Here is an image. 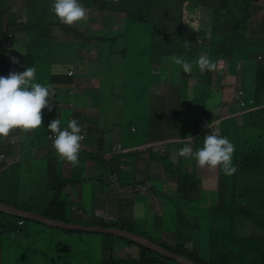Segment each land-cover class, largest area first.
Listing matches in <instances>:
<instances>
[{
    "label": "rangeland",
    "instance_id": "374dc122",
    "mask_svg": "<svg viewBox=\"0 0 264 264\" xmlns=\"http://www.w3.org/2000/svg\"><path fill=\"white\" fill-rule=\"evenodd\" d=\"M89 1L91 2L92 0ZM79 2L84 6L85 2H83V0H79ZM247 3H249V1H247ZM263 4L264 0H251V2L247 4V10L254 9V11L257 12L255 16L252 17L250 13L253 10L245 11V14L251 19L252 26V21L255 20L256 17L259 19L264 12V10L260 8ZM86 9L88 13L87 19L90 20L88 21L90 27L86 30L87 21H83L84 28L82 29L86 30V35L88 36L99 37L107 30H109L110 33L113 31L118 32L122 29V25L126 21V17L121 14H117L110 18L108 15L101 14L100 11L94 7L92 9ZM6 10L7 12H14L21 15L23 18L26 16V6L22 4L21 1H8ZM238 14L239 18H246L243 13L239 12ZM219 17V22L222 23L224 13H220ZM257 22H259V20H257ZM75 25L76 24H73V26ZM133 29L132 32L136 34H140L144 31V28L139 26ZM53 33L57 35L53 36L51 45L50 47L48 46L47 49L38 47L37 41L31 39H29V49H27L26 39L22 40L21 33H17L14 38L6 40L8 49L5 47L4 50L7 52H15L17 55L16 61H18V69L14 68L11 72L22 73L27 67L35 66L36 76L34 82L55 89L56 96L50 101L52 104V111L49 112L47 108L42 110L43 124L39 128L23 134H20V129H15L8 137L3 139L5 142L9 140L10 143L9 146H4V151L8 155V159L4 161L0 170V198L3 199H13L16 195V190H20V184L22 188L27 187L29 179L28 176L21 177L19 171L15 191L12 192L13 187L11 190L2 189L3 185L11 186L13 184V178L8 180V167L13 160V158L9 156V152L18 149L19 152L17 155L20 156L21 163H25L27 167H29V165L35 167L36 163L39 165L38 169L43 167L42 172H38L36 169L33 171V190L34 188L38 189L39 184H43L46 180L49 181L50 176L54 178L57 165L60 163L61 159L58 160L60 158L59 155L54 157L56 160L49 159V145L53 147V143L50 141V144H47L48 126L53 120L61 119L62 128L67 127V123L70 120L69 114L66 112L61 113V111L68 105L66 99L72 97V95L79 92L80 89L85 90L86 94L76 95L78 99L76 106H80V110L90 109L93 105L98 107L102 116L98 120L99 125H101V129L105 128L111 133L114 141L120 140L124 142L125 138L123 140L118 138L120 135L126 134V141L134 144L135 139L128 132H130L131 126L135 125L139 131L137 137L141 138V143H144L155 139V137L148 136L146 132L147 129L149 132L155 133L157 127L152 128L150 120L146 119L145 112L141 111V108L144 107L146 103H149L142 96L141 92H147L148 90L144 89H153V87H155L158 88L159 92L165 93V82H171L168 84L172 85L183 78V86L179 90L182 94V99L176 109L181 112L185 111V113L182 114V117L181 113L178 115L177 122L179 124L177 133L179 132L181 136L194 135L198 132L197 127L203 116H206L210 121H214L216 118H227V116L234 120V115L232 114L237 110V104H240L237 101L239 98L238 92L246 87L250 93L251 87H254L255 74L250 77L251 70L247 69L248 66L244 63L252 60L250 58H252V56L254 57L257 52L264 51L263 37L258 39L255 46H249L250 43L246 44L248 46H242L240 49L241 54L226 59V62L224 60L221 61V59L219 60L217 70L209 71L211 80L208 83L202 82L206 77V72H201L196 65L197 58L195 60H189V62L193 64L191 74L185 73L181 66L179 71L182 70L183 73L176 72L175 66L171 64H162L160 73L158 70H154L153 72V74H161V77L155 76V79L159 80L157 81L152 80L154 75L150 72L151 64L144 59V48H137L135 53H132L134 48H127V52L123 55L121 54L123 50L120 52L115 51L118 46L114 47L113 43L107 40L105 36H103L102 39L98 38L97 41L91 40L90 43L86 45L84 41L76 39L77 37L74 35V32L65 33L59 28H54ZM253 33L254 30L251 27V34L253 35ZM30 36L32 35H29V37ZM234 36V33H229L230 38L233 39ZM38 41L41 43L45 42L42 38L38 39ZM203 41L202 45L208 44V40ZM9 42L12 46L9 45ZM221 42L218 41L217 46L214 48L206 49L204 54L208 56L210 54V56L214 58V54H211L210 50L214 53L220 45L221 50H223L224 47L230 49V47H228L231 45L230 41L225 42V45ZM248 49L250 53H248ZM232 50H234V48ZM28 52L29 56H27ZM9 56L11 58L10 54ZM260 60L263 61L262 59ZM69 65H73L76 68L77 74L73 80L76 81L75 83L78 86L73 88V92L68 95L65 93L68 90L69 84L66 85L67 89L62 91L61 89H63L65 85L53 83L51 76L54 73V69L57 71L58 68H68ZM11 72L5 71V77L9 76ZM94 78H97L96 89L99 88L96 93L92 91L91 87L95 85L93 82ZM154 81H156L159 86H154ZM92 93H95V95L91 97L92 102H90V96L93 95ZM146 107H149V105ZM262 107L264 106H260V104L256 103L254 110ZM93 113L96 114V110L93 111ZM234 114L238 124L235 131L234 122L232 123L233 129L232 133L230 132V139L232 137L234 142L235 140L236 143L239 142V146H243L244 144L246 147L254 137L253 127L245 122H249L248 119L246 120L245 114H239L237 112ZM79 118L81 119L80 115L77 116V119ZM153 122H155L156 126L158 123L166 124L167 121H163L161 118H155ZM78 124L80 125V122ZM182 125L183 129L181 127ZM220 125L221 123L219 127ZM167 130L168 124L165 126L164 131ZM174 133L173 131L170 132V134L173 135ZM234 134H236V139L233 138ZM34 136L39 139L43 146L40 151L36 149L29 153V147L32 145L31 138ZM85 143H87V140H83V145ZM182 147L183 146H180L179 143H171L166 145V148H171V150H165L164 152H162V149L156 147L144 148L142 151L145 155V160L151 156L150 159H152L155 164H158L159 160L161 163L158 167H154L151 166V162H148L150 160L146 161L147 166L141 171L140 185H138V180L136 178L137 172L133 175L136 171L135 163L131 159L125 158L124 164L121 161L119 166L124 176L122 174L120 175V178L116 181V186L113 188L107 185V178L113 173V169L110 167L112 162L103 161L102 158H100V150L88 152L87 156L81 158L80 166L82 172L75 173V175L72 176L75 179V183L70 185L66 183L63 187V190H65L63 196L67 194L65 201L68 203L65 204L66 210H64L65 215L63 218L69 222L76 221V223L83 225H92L93 222L97 224H112V222L116 220L120 224L125 225L132 232L141 234L154 241L162 239L168 241L172 245H176L177 241L175 242L174 240L176 238V221H174L171 226L169 218H175V202L178 199V195L177 190L168 192L171 190L170 188H177L175 183H170L169 181V179L175 180L176 174H174V167H172L170 172L168 169L169 159L172 156H176L178 148L180 149ZM193 150L195 151L196 149L193 148ZM238 150L242 151V147H239ZM88 156H91L90 160L84 161ZM99 162H102L103 166L98 175L96 176L93 168L90 171V174L93 173L94 177L96 176V182L98 183L95 191L92 188L93 179L88 177L86 173L90 165H96V163ZM177 164L179 165L178 168L183 171L190 166L193 174L191 175L201 180L199 186L203 191V198L200 205L198 203L194 204H196L195 207H200V210L203 212L202 216L204 221L206 213L209 211L208 207L210 203L212 201H217L216 191L218 187L219 167L215 169L208 167L200 168L197 166L196 160L189 157H183L181 160L179 159ZM162 166L166 169V172L165 169L161 170ZM42 177H44L45 180L42 179ZM185 177L187 180L189 179V175H185ZM154 178H156V184L153 182ZM180 180H182V178L175 181L179 184L181 182ZM85 181L87 182L84 185H80ZM41 190L44 192L47 191V194L53 192L50 186H45ZM171 193L174 199H169ZM19 194L20 191L17 195L18 202ZM20 195L22 196L23 194L21 193ZM31 197H33V195H31ZM31 201L33 202V200ZM69 202L72 203V207ZM54 207L55 206L52 205L51 208ZM184 208L185 210H189L192 214L199 211L197 208H190L187 204ZM99 211H103V213ZM166 213L169 218L165 216ZM110 218L112 219L110 220ZM28 223L29 225L35 224ZM219 224L220 222L216 223V229L219 228ZM44 228L46 229L44 231L54 233L56 236L52 237L46 232L38 233L34 238L32 234L30 237L17 234L15 237H11V240L7 242L10 234L16 232L5 233L2 236V240H0V259H2V261L4 260L3 264H22L27 248H29V264H99L101 259H103L104 253L103 250H101L102 246L108 245L106 243L103 244L104 237L100 233L87 232L73 235L63 240L61 238L57 239L59 234H64L62 231L46 226H43V229ZM254 230H256L255 227L250 224L241 227L243 233L252 232ZM209 231L210 228L208 227L202 231L203 233L207 232V242L210 237ZM221 231L224 232L225 230ZM62 237L65 238L66 236ZM162 237H164V239ZM217 238L223 239L224 234L219 233ZM106 242L111 246L114 244L113 255L115 257H139L140 247L137 245H126L127 241L121 236L116 235L115 238L107 239ZM57 246L62 248V250L56 251L55 248ZM205 248L206 251H208L209 243H205ZM14 250L16 255L14 261L11 262L13 259L11 255Z\"/></svg>",
    "mask_w": 264,
    "mask_h": 264
},
{
    "label": "trees",
    "instance_id": "16d2710c",
    "mask_svg": "<svg viewBox=\"0 0 264 264\" xmlns=\"http://www.w3.org/2000/svg\"><path fill=\"white\" fill-rule=\"evenodd\" d=\"M8 1L11 0H0V68L3 65L2 62L8 60L7 51L4 50L8 45L6 40L14 38L17 33H21L22 40L26 39L27 49H29V39L37 41L38 47L47 49L51 45L53 36L57 35L53 33L54 28H59L65 33L74 32L76 39L82 41L86 38L90 41H97L98 38L102 39L105 36L107 40L113 43L114 47L118 46L115 51L120 52L123 50L121 52L123 55L127 52V48H134L132 53H135L139 47L144 48V59L151 64L150 72L152 74L154 70H158L160 73L162 64H171L175 66L176 72L183 73L182 70L179 71L180 65L175 64L172 60L173 56L184 58L188 61L195 60L204 54L206 49L216 47L218 41H222L221 43H224V45L225 42L230 41L231 45L228 46L230 49L224 47L221 50L220 45L214 53L210 50V53L214 54V58L210 54L208 57L212 61L217 62V64L220 59L226 62L225 55L228 51L230 53L227 56L233 58L235 56L234 52L239 53L242 46H248L246 44L250 42L249 46L257 44L258 40L255 37L252 41L251 33L247 32L248 29L251 32L252 27L256 34L259 30L264 33V13L259 19L256 17L252 21L253 26L251 25V19L245 14L247 4L251 0H92L91 2L83 0L85 8L92 9L94 7L101 14L108 15L110 18L117 14L126 17H124L126 21L120 31L110 33L107 30L99 37L86 35V30L90 27L88 24L89 19L86 20V30L82 29L84 28L83 21L76 23L75 26L62 24L51 10L54 0H13L21 1L26 6L25 18L14 12H7L6 5ZM260 8L264 10V4ZM247 11H252L250 13L252 17L257 13L254 9ZM239 12L243 13L246 18H239ZM220 13H224L222 23L219 22ZM138 26L143 27L144 31L140 34L132 32L133 28ZM256 27L258 28L255 29ZM229 33L235 34L233 39L229 37ZM29 35L32 36L29 37ZM40 38L44 39L45 42H39L38 39ZM186 40L188 41L187 46H185ZM203 40H208V44L202 45ZM233 48L234 50H232ZM262 52L264 55V51ZM259 55L262 54H256V57ZM263 55V61L255 66V73L250 74V77L255 74L254 87L251 88L254 102L250 105L257 103L260 106H264ZM27 56H29V52ZM12 67V65H8L6 70L11 72L14 70ZM205 72L206 77L202 82L208 83L211 78L209 77V71L205 70ZM159 73L153 74L154 78L152 80H157L155 76L161 77ZM63 78L66 83L72 82L69 76L62 77L55 73L51 76L53 83ZM182 79L172 85L168 84L171 82H165V93L159 92L158 88L155 87L153 89H144L148 90L147 92H141L142 96L149 102L141 108V111L145 112L146 117H149L152 128L157 127L156 134L147 131L150 136L155 137L154 140L174 137L179 134V132L177 133L178 115L181 113L182 117V114L185 113L176 109L182 99V94L179 91L183 86ZM153 85L159 86L156 81H154ZM148 105L149 107H146ZM159 115H162L161 119L167 122L166 124L161 123L155 126L153 121L155 118L160 119ZM245 116L246 120H249V122H245L253 127L254 137L246 147L244 144L239 146V142L237 143L234 157V166L238 168L236 173L232 176H227L219 168L216 191L217 201L210 203L209 211H207L204 221L203 212L200 207H195L196 204H194L198 203L200 205L203 198V191L199 186L201 180L194 178L191 170L185 169L183 171L178 168L175 171V180L178 181L182 178L179 184L177 182V188L175 189L178 195V199L175 202V218L170 219L167 213L165 216L171 221V226L176 221L177 243L175 246H171L165 241L159 240L157 242L176 253L193 259L199 264H264V128H262L264 127V107L246 112ZM220 123L221 136L228 138L230 119L228 117L223 118ZM167 124L168 130L164 131ZM171 131L175 132L174 135L170 134ZM203 139V136L195 139L192 145L193 148L196 150L202 148ZM239 147H242V151L238 150ZM178 153L179 149L176 156H172L169 159V169L173 165L179 167L177 161L183 157L179 156ZM80 155L81 153H79ZM54 160L56 159L54 158ZM8 170V180L13 178V184L11 186L3 185L2 189L11 190L13 187L12 192H14L16 181L18 180L16 173L19 172L20 166L13 163L9 165ZM54 175V178L50 176L49 181L47 180V186H50L53 192L43 207L38 208L35 206L36 204H19L17 197L19 189L16 190V195L13 199L0 198V202L16 205L22 209L34 210L55 219L68 221L62 218V213L66 210L65 204H68L66 201H62V196L65 193L63 187L66 183L72 184L74 180L63 175L59 163ZM185 175H189L188 180ZM170 196L172 197L171 194ZM186 204L190 208H197L199 211L193 214L190 213L189 210L184 208ZM52 205L55 207L51 208ZM8 217L39 223L52 229L56 228L42 222L0 211V236H3L2 232L13 230V227L6 220ZM219 222V228L216 229L215 225ZM92 224L97 223L93 222ZM247 224L252 225L256 230L243 233L241 227ZM102 225L129 229L116 220L112 224L104 223ZM203 227L204 229L210 228L208 242L206 241L207 232H202L204 230ZM56 229L65 234H62V236H66L61 238L63 240L73 235L88 232L62 228ZM221 230L225 231L222 232ZM219 233L224 234L223 239L217 238ZM100 234L104 237L103 244L106 243L108 246H102L101 250H103L104 255L99 264H180L175 259L164 257L124 237L122 238L127 241L126 245H137L140 247L139 257H115L113 255L114 244L111 246L106 240L115 238L116 235L110 233ZM205 243H209L210 249L208 248V251H206Z\"/></svg>",
    "mask_w": 264,
    "mask_h": 264
},
{
    "label": "clouds",
    "instance_id": "9594fccd",
    "mask_svg": "<svg viewBox=\"0 0 264 264\" xmlns=\"http://www.w3.org/2000/svg\"><path fill=\"white\" fill-rule=\"evenodd\" d=\"M51 10L54 12L55 16L59 19V21L65 25H73L81 21H86L88 18L87 9L79 2V0H54V4ZM257 28L258 27H256L255 29ZM247 32L251 33L250 29H248ZM255 37L256 40H258L260 37L261 38L263 37L264 39V33L260 32L259 30L257 34L256 32H254L253 35L251 34V39ZM84 43L87 45L90 43V40L86 38L84 40ZM187 44L188 41L186 40L185 46H187ZM9 45L12 46L10 42ZM250 46H252V44ZM256 54L263 55V52L260 51L257 52ZM256 54L254 57L252 56V58H250L252 59L250 62V64L252 65L251 68H253L254 70H255V66L259 63V60L263 58L262 55L256 57ZM172 60L174 61L175 64L182 66L183 71L185 73H191L193 69V64L191 62H189L184 58H177L175 56L172 57ZM13 63H18V61H16L15 58H13ZM196 65L199 67L201 72L205 70L215 71L217 70L218 67L217 62L212 61L207 54H202L196 60ZM54 73L61 75L62 77L69 76L71 77V81H72L73 78L76 76L77 71L73 65H69L68 68L62 67V69H58ZM35 76H36L35 66L27 67L26 70L22 73L11 72L7 77L0 76V137H5V138L8 137L10 133H12V131L15 129H20L24 132H31L39 128L43 124L42 110L47 108L49 112L52 111V104L50 103V101L53 98H55L56 91L55 89H52L48 86L41 85L40 83H35L34 82ZM243 90L245 91L247 103L244 106L237 104L238 107L235 112L239 114H245L246 112L255 109V105H250L251 103L254 102L253 101L254 95L251 92L249 93L247 88H244ZM251 99L252 102L250 101ZM93 108H97V107L95 106ZM234 113L232 114L234 115V120H232L229 116H227L230 119V122L231 121L236 122V116ZM222 119L223 118L221 119L216 118L214 121H210L206 116H203L200 119L199 125L197 127L198 132L194 135L181 136L178 134V136L176 135L174 137H169V138L166 137L165 139L152 140L149 141L147 144L144 143L145 145H141L138 147L125 149L124 146L123 150L121 151H123V153L127 151L128 152L140 151L141 153H143L142 150L146 148L147 145L150 144L152 145L151 146L152 148L156 147L158 149H161L160 147H163L164 150H162V152H164L165 150L168 149L166 148V145H168L169 143L171 142L179 143L180 146L181 145L183 146L180 149L178 148L179 156L194 158L197 162V166L200 168L208 167L215 169L219 167L225 175L232 176L238 170V168L234 166V158H233V154L235 157V149L237 143L236 140L235 142L234 140L233 142H231L230 140H232V137L230 139V136H228L230 140L227 137L221 136L222 130L219 127V124ZM203 120H207L209 124L206 125V127L212 129L211 134L206 135V137L201 132V126ZM82 124L83 123H80V125ZM237 124L238 122H236L235 131L237 128ZM80 125L78 124V119L75 120L73 119V116H71L70 120L67 123L66 128H62V123L58 119L53 120L48 126V129L50 131L49 137L51 142L53 143V147L56 153L62 159H65L68 162H70L73 166H76L79 163V153L81 151V147L83 146V149H86L85 147L86 143L83 145V140H87L86 138H88L87 137L88 135L86 133L89 132L91 129L87 125H83V127ZM215 128L218 134L215 131ZM133 130H135V128H133ZM103 136L106 137L105 134H103ZM200 136H203L204 138L203 147L194 151L192 145L194 143V140L198 139ZM233 138L236 139V134H234ZM112 152L113 154L118 153L114 150H112ZM113 173L117 175L118 179L120 178V173L118 171L113 169ZM107 185L110 187L109 177L107 178ZM111 219L112 218H110V220ZM74 223H76V221H74ZM162 238L164 239V237ZM176 238L174 239L175 242H176ZM160 241H165L169 245L175 246L166 240L160 239ZM154 242L158 243L157 241Z\"/></svg>",
    "mask_w": 264,
    "mask_h": 264
},
{
    "label": "crops",
    "instance_id": "0c3cea01",
    "mask_svg": "<svg viewBox=\"0 0 264 264\" xmlns=\"http://www.w3.org/2000/svg\"><path fill=\"white\" fill-rule=\"evenodd\" d=\"M253 40H254V38H252V41ZM229 53H230V51L227 52L226 59H230L229 57H227V55ZM248 53H250L249 49H248ZM9 54L11 55V58H10ZM234 54L235 55L241 54V51L239 53L238 52H234ZM16 56L17 55H16L15 52H11V51L10 52L9 51L7 52V58H8V60L7 61L4 60L2 62L3 65H1V69L4 72L7 71L6 68H7L8 65H12L13 66L12 68H17L18 69V64L17 63H13V58H15V60H16ZM250 62H251V60H249L248 62H245L244 64L246 66H248L247 69H250L251 70L250 73H253L254 72V69L251 68L252 65L250 64ZM58 69H62V67L61 68H58ZM54 72H55V69H54ZM251 77H252V75H251ZM96 80H97V78H94L93 79V82L95 83V85H92L91 86L92 87V91H94L95 93L99 89V88L96 89ZM75 82H76L75 80H72L71 83L70 82H67L66 83L64 79H60V80H58L56 82V84L59 83V84L65 85V87L63 89H61L62 91L65 90V89H67L66 85L69 84L68 90L65 93V94H68L69 95V94H71L73 92V88H76L78 86ZM95 93H92L93 95L90 96V102H92L91 101V97H93L95 95ZM77 94H86V91L80 89L79 92H76L75 94L72 95V97H69L68 99H66V102L68 103V105L61 111V113L62 112H66V113L69 114V117L73 116V119H75V120H77V116L80 115V117L82 118V120L79 118L78 119V123L80 121H82L80 123H83L80 126L83 127V125H87L88 127L91 128V130L86 133L88 135L87 136L88 138H86L87 139V143L85 144L86 149L83 150V148L81 147V151H80L81 155L79 156V163L76 166H73L70 162H68L65 159H62L61 157L59 158V159H61L60 160V163H59V166L62 169L63 175L65 177H68V178L73 179L74 180L73 184H74L75 183V179L72 176L75 175V173H78V172L81 173L82 172V169H81V166H80L81 158L87 156L88 152H91L93 150H100V158H102L103 161H111L112 162L111 163L112 166L110 164V167L112 169H115L116 171H118L120 173V175L122 174L123 176H124V174H123V172L121 171V169L119 167L120 166V163L122 161V163L124 164V161L126 160L125 158L131 159L135 163V169H136V171H135V173H133V175H135L136 172H137L136 178L138 180V185H140L141 183L139 181L141 179L140 178L141 171L144 170V168H146V166H147L146 161L150 160L148 162H151L150 163L151 166L158 167L160 165V163H161L160 160H159L158 164H155L152 161V159H150L151 156L148 157L147 160H145V157H144L145 155L143 153H141L140 151H134V153L128 152V151L123 153V151H121V152H118L116 154H113L112 150H113L114 144L115 145L121 144L122 147L125 146V149H128V148H133V147H138V146H141V145H145L149 141L144 142L145 144L144 143H141L142 140H141V138H138L137 137V134H138L139 131H138V128L135 125H132L131 128H130V132H128L129 134H131L134 137V139H135L134 140V144L129 143V142L126 141V136H127L126 134H122V135L119 134L120 137L118 139L123 140L125 138L124 142H121L120 140L114 141L112 139L111 133L109 131H107L105 128L101 129V125H99L98 120L102 117L101 114H100V109H98V107L97 108H93V107H95L93 105L92 108H90V109H86V110L83 109V110L80 111L81 107L80 106L79 107L76 106L77 101H78L77 96H76ZM95 110H96V114L93 113V111H95ZM135 115H137V114H135ZM161 116L162 115H159V118H161ZM146 119L149 120V117H146ZM60 121H61V119H60ZM236 122H234L235 123L234 126H236ZM232 123H233L232 121L229 123V129H228L229 136H230V132L232 133V129H233V124ZM158 124H160V123H158ZM181 127L183 129V125ZM133 128H135V130H133ZM92 130H93V133H92ZM20 131H21L20 134L25 133L22 130H20ZM94 131H96V132H94ZM147 131H148V129H147ZM146 132H144V133H146ZM49 134H50V131L48 129V132H47V140H48L47 141V144H50V141H51L50 140V137H49ZM103 134H105L106 137H104ZM148 136H150L149 133H148ZM31 139H32V145L29 147V153L32 150H36V149L40 151V149H42V146H43L42 143L39 141V139L36 136H34ZM28 141H29V139H28ZM230 141L233 142V140H230ZM171 143H174V142H171ZM171 143H169V144H171ZM49 148H50V150L48 151V153L50 155L49 159L53 160L54 157L56 155H58V154L56 153L55 149H53L52 146L49 145ZM167 150H171V148H168ZM18 152H19L18 149L15 150V151L9 152V154H10L9 156L11 158H13V163H16V164H18V166H20V170L19 171L21 173V177L22 176H28L29 177L28 182H27L28 183V186L27 187H23L22 188V185L20 184V190L19 191H20V194L22 193L23 195L21 196L19 194V203H21V204H28V205L29 204H32V205L33 204H36L35 206H37L38 208H41L44 205H46L48 199L50 198V194H47V191L44 192L43 190H41L45 186H47V180L43 184H41V185L39 184L38 189L37 188H34V190L32 188V183H33V171L36 169L38 172H42L43 171V167H41V169H38V166L39 165L37 163H36L35 167L30 166L29 164H28L29 167H27L25 165V163H21L20 156L17 155ZM90 157L91 156H88L86 159H84V161L85 160H90ZM102 166H103L102 162L96 163V165L95 164H92V165H90V168H89L88 172L86 173V175L88 177H91L93 179V186H92V188L95 191H96L97 186H98V183L96 182V176L98 175V173L102 169ZM172 167H174L175 168V171H177L178 167H176L175 165H173V166H170V169H168L169 172H170V170H172ZM92 168H93V170H94V172L96 174L95 177H94V174L93 173L90 174V171L92 170ZM189 168H188V170H191V167L190 166H189ZM162 169H165V168L162 166L161 167V170ZM175 171H174V174H175ZM165 172H166V169H165ZM18 175H19V172L16 173L17 178H18ZM42 179L45 180L44 177H42ZM169 181H170V183H175L176 186H177V183H176L175 180L169 179ZM86 182L87 181L83 182L80 185H84ZM153 182L156 184V178L153 179ZM39 183H40V180H39ZM21 188H22V191H21ZM170 189L171 190H169L168 192H172V191L175 190V189H172V188H170ZM31 195H33V197H31ZM171 195H172V193H171ZM66 196L67 195L62 196L63 197L62 201H65V197ZM171 198L172 197L170 196L169 199H171ZM31 200H33V202ZM69 204L71 205V207L73 206L72 203L69 202ZM99 212H102V211H99ZM64 215H65V213L63 211L62 218H63ZM6 220H8L9 225L11 227H13V230L12 231L2 232L3 235L5 233H7V232H16L14 234H10V236L8 237L7 242L11 240V237H15L17 234L23 235L25 237H28V236L30 237V235L32 234L33 235V238H34L36 234L46 232V231H44L46 229L45 228L43 229V225H41L39 223L30 222V223H35V224L34 225H29L28 222L24 221L23 224H20V221H21L20 219L9 218V217ZM2 221H5V220H2ZM46 233H48L52 237H55L56 236V235H54V233H49V232H46ZM58 236L60 238H62V234L61 235L59 234ZM59 237H57V239H59ZM0 240H2V236H0ZM28 249L29 248H27V252L25 253V256H24V259H23V263L22 264H29V250ZM55 250L56 251H60V250H62V248H60L59 246H57L55 248ZM15 255L16 254H15V250H14L13 251V254L11 255V257L13 256V259L11 260V262L14 261ZM3 263H4V260L2 261V259H0V264H3Z\"/></svg>",
    "mask_w": 264,
    "mask_h": 264
},
{
    "label": "water",
    "instance_id": "95a60500",
    "mask_svg": "<svg viewBox=\"0 0 264 264\" xmlns=\"http://www.w3.org/2000/svg\"><path fill=\"white\" fill-rule=\"evenodd\" d=\"M13 163V162H12ZM0 211L9 213L18 217H24L33 221H38L45 223L49 226L62 228L67 230H83L88 232H98V233H110L115 234L129 240H132L144 247L157 252L164 257L172 258L177 260L180 264H199L196 261L174 251L167 249L166 247L144 237L138 233L132 232L128 229H122L119 227H106L101 224L95 225H83L80 223L66 222L59 219L52 218L50 216L44 215L34 210H27L17 207L12 204H7L0 202Z\"/></svg>",
    "mask_w": 264,
    "mask_h": 264
},
{
    "label": "built area",
    "instance_id": "2783aa9c",
    "mask_svg": "<svg viewBox=\"0 0 264 264\" xmlns=\"http://www.w3.org/2000/svg\"><path fill=\"white\" fill-rule=\"evenodd\" d=\"M0 76L2 77H5L4 75V71L0 68ZM239 98H238V102L240 103L239 105H245L247 103V98H246V95H245V91L244 90H241L239 92ZM252 102V99L250 100ZM208 121L207 120H203V123H202V126H201V132L203 133V135L206 137V135H209L211 134L212 132V129L206 127V125H208ZM215 131L217 132L216 128H215ZM218 134V132H217ZM5 137H0V170H1V167H2V164L4 163V161L6 159H8V155L6 154V152L4 151V146H9L10 143H9V140L5 141L3 140ZM152 145H147L146 148H150ZM162 150H164L163 147H160ZM113 150L118 152V151H121L123 150V147L121 144H117V145H114L113 147ZM13 162V160H12ZM13 164V163H11ZM10 164V165H11ZM118 177L115 173H112L110 176H109V184H110V187H115L116 186V181H117ZM20 223H24L23 220L20 221Z\"/></svg>",
    "mask_w": 264,
    "mask_h": 264
}]
</instances>
